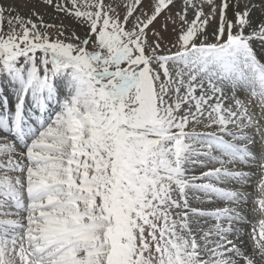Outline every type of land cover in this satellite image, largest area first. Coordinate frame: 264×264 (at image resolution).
Returning a JSON list of instances; mask_svg holds the SVG:
<instances>
[{
    "label": "snow or ice",
    "instance_id": "obj_1",
    "mask_svg": "<svg viewBox=\"0 0 264 264\" xmlns=\"http://www.w3.org/2000/svg\"><path fill=\"white\" fill-rule=\"evenodd\" d=\"M29 4L0 0V264H264V0Z\"/></svg>",
    "mask_w": 264,
    "mask_h": 264
},
{
    "label": "rangeland",
    "instance_id": "obj_2",
    "mask_svg": "<svg viewBox=\"0 0 264 264\" xmlns=\"http://www.w3.org/2000/svg\"><path fill=\"white\" fill-rule=\"evenodd\" d=\"M8 2L9 3H15L16 6L21 10L22 15H26L28 13V10L32 7V5L29 4L28 7L25 8L24 7L25 0H8ZM40 10L44 13L45 20L48 21L49 23H59V19H64V23H66V24L72 23L70 20L65 19L62 16V14H57L51 8H47V9L41 8ZM57 17H59V19H57ZM9 96H11V91H9ZM12 99H14V97H12ZM0 135H5V134L0 133ZM199 172H200V169H199V167H197L195 169V174L199 175ZM248 191L254 193V188H249ZM195 195H198V194L197 193H190V203L193 207H198V208H202L204 210L210 211V210L215 209L216 207H222L223 206V204L220 202L206 203V202L198 201V200L192 198ZM201 223L204 224V221L202 220ZM213 223H214V221L209 219L207 221V224H204V226L207 227ZM245 240H247V237H245Z\"/></svg>",
    "mask_w": 264,
    "mask_h": 264
},
{
    "label": "bare ground",
    "instance_id": "obj_3",
    "mask_svg": "<svg viewBox=\"0 0 264 264\" xmlns=\"http://www.w3.org/2000/svg\"><path fill=\"white\" fill-rule=\"evenodd\" d=\"M9 91H11V90H9Z\"/></svg>",
    "mask_w": 264,
    "mask_h": 264
}]
</instances>
